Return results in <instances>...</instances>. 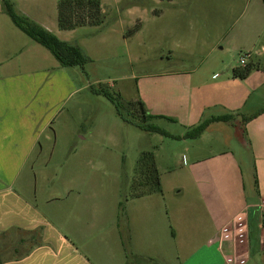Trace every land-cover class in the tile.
Segmentation results:
<instances>
[{
  "label": "crops",
  "instance_id": "0c3cea01",
  "mask_svg": "<svg viewBox=\"0 0 264 264\" xmlns=\"http://www.w3.org/2000/svg\"><path fill=\"white\" fill-rule=\"evenodd\" d=\"M166 5V10L154 13L159 20L171 17L169 11L175 0ZM137 21L138 35L143 21ZM42 27L92 59L86 48L69 35ZM76 30L62 32L74 34ZM176 31L169 24L156 34L160 40L170 41V62L174 49L189 47V38H178ZM120 32L123 34V30ZM22 33L18 28L0 27L3 264H227L233 254L231 246L218 240L222 229L245 211L249 212L250 228L246 264H264V211H254L264 201V113L245 126L247 142L255 153L258 183L254 189L246 188L244 171L237 167L232 152L200 157L191 147L187 149L192 160L189 175L199 204H188L182 209L165 206L157 197L161 194L156 193L131 199L120 217L113 202L96 201L94 181L89 176L82 179L75 165L62 176L60 187L51 188L52 179L59 176L47 170L48 163L82 156L75 130L56 123L60 110L78 90L65 73L67 68L40 44L28 43ZM207 65L206 59L193 70L158 76L165 79V87L154 95L162 109L160 114L179 117L178 108L182 107L181 121L189 130L214 117L234 115L235 121L241 116L247 105L244 100L252 94L245 86L249 77L240 80L228 73L217 80V76H208ZM228 124L213 123L200 138L182 142H202L213 128ZM83 152L87 153L85 159H93L91 150L84 148ZM40 165L46 169H39ZM40 229L42 234L38 233ZM40 241L42 245H37ZM7 244L10 249L5 247Z\"/></svg>",
  "mask_w": 264,
  "mask_h": 264
},
{
  "label": "rangeland",
  "instance_id": "374dc122",
  "mask_svg": "<svg viewBox=\"0 0 264 264\" xmlns=\"http://www.w3.org/2000/svg\"><path fill=\"white\" fill-rule=\"evenodd\" d=\"M10 1L19 16L28 18L40 27L54 28L59 35H69L92 56V61L84 68H67L65 72L78 92L60 110L56 123H63L75 130L82 156L75 160L48 163L47 170L59 176L52 179L51 188L60 187L62 176L71 169V165H75L82 179L89 176L94 181L96 201L113 202L116 213L118 211L122 217L119 205H123L124 209L127 202L133 199L132 186L141 155L152 152L162 187V193L157 197L165 206L186 208L188 204L200 203L189 175L192 160L187 149L194 147L200 157L232 152L237 167L244 171L246 188L254 189L258 183L255 153L242 127L243 115H255L264 109L263 0H175L174 7L169 11L171 17L160 20L154 13L166 10L167 1L99 0L107 14L104 15L105 25L94 29L79 28L74 34L64 33L58 28V4L62 0ZM128 10L134 13H126ZM199 12L206 14L200 15ZM138 19L143 21L142 32L129 34L138 25ZM169 24L177 29L178 38H189V47L186 50L174 49L171 62L168 58L170 41H162L156 36L160 29L168 28ZM0 27L17 29L5 11L3 0H0ZM181 29H186V32ZM21 35L28 43L35 45L25 33ZM40 49L44 50L42 47ZM206 59L208 76H217V80L228 73L233 75L235 69L244 68L242 59H246V65L254 64L260 68L245 83L252 94L246 96L244 102L247 105L242 109L241 116L227 126L213 128L202 142L188 140V144H185L182 140H172L126 124L106 98L92 92V89H104L120 96L124 113L134 122L143 120L141 107L132 106V103L141 101L148 115L153 117L148 124L184 137L189 129L181 121L182 107L178 108L179 117L159 113L162 109L154 95L165 87L162 83L165 79L158 76L172 71L193 70L203 65ZM84 148L91 150L93 159H85L87 153L83 152ZM213 163L216 161L210 162ZM38 168L44 170L46 166L40 165ZM40 231L38 233L42 234V229ZM5 247L10 249L11 245Z\"/></svg>",
  "mask_w": 264,
  "mask_h": 264
},
{
  "label": "trees",
  "instance_id": "16d2710c",
  "mask_svg": "<svg viewBox=\"0 0 264 264\" xmlns=\"http://www.w3.org/2000/svg\"><path fill=\"white\" fill-rule=\"evenodd\" d=\"M162 1L171 2L173 0ZM3 4L7 15L11 18L14 25L33 41L50 51L63 67L84 68L86 64L92 61L80 48L62 42L56 36L36 25L28 18L19 16L10 0H3ZM104 23L105 16L102 10V4L99 0H62L58 4V27L61 31H74L79 28L87 27L97 28L103 26ZM139 30L140 24L138 23V25L129 31V34L135 35ZM259 68V66H255L254 64H247L244 68L235 69L233 71V76L236 79L246 80L255 70H259ZM92 92L95 95L106 98L115 107L120 119L126 124L133 125L144 132L161 134L172 140H196L206 132L211 124L217 122L230 123L235 119L234 115L214 117L203 121L194 128H191L184 137L175 136L154 124H148L149 120L153 119V117L148 115L145 106L141 101L132 103V106L139 105L143 113V120L141 122H134L124 113V106L120 100V96H115L110 91L104 89H92ZM263 113L264 109L252 117H243V130L248 122L254 120ZM245 131L246 130H244V132ZM132 188V198L134 199L162 193L161 179L156 166L154 153L147 152L141 155ZM121 211H124L123 205H121ZM262 224L264 226V215ZM37 245L42 244L37 243ZM0 264H3L1 260Z\"/></svg>",
  "mask_w": 264,
  "mask_h": 264
},
{
  "label": "built area",
  "instance_id": "2783aa9c",
  "mask_svg": "<svg viewBox=\"0 0 264 264\" xmlns=\"http://www.w3.org/2000/svg\"><path fill=\"white\" fill-rule=\"evenodd\" d=\"M250 58V55H247ZM241 64L246 66V59L241 60ZM258 210L264 211V201L257 206ZM249 212L245 211L235 217V219L225 226L221 232L219 243H229L232 255L227 259V264H246L247 247L249 244Z\"/></svg>",
  "mask_w": 264,
  "mask_h": 264
}]
</instances>
